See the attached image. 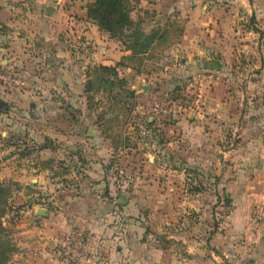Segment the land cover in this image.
Wrapping results in <instances>:
<instances>
[{
  "label": "rangeland",
  "instance_id": "obj_1",
  "mask_svg": "<svg viewBox=\"0 0 264 264\" xmlns=\"http://www.w3.org/2000/svg\"><path fill=\"white\" fill-rule=\"evenodd\" d=\"M94 1L0 0V47L13 54L10 67L0 63L1 74L27 86L41 81L46 87L42 95L60 98L59 103L43 101L34 110L42 118L36 135L11 139L19 149L12 168L6 170L0 160V180L8 188L1 221L13 246L9 261L26 212L40 206L53 213L52 227L66 225L69 216L102 224L103 237L78 223L70 225L69 232L83 236L85 245L93 248L84 249L83 257L98 260L103 238L112 242L117 256L122 242L129 252L139 242L140 253L177 264L187 255V244L196 238L208 244L230 216L227 197L237 193L224 184L223 164L230 159L223 151L242 141L264 149V0H217L220 7L213 12L214 17L228 20L215 32L231 36L244 46L246 55L216 52L211 42L202 52L200 42L196 46L201 27L193 22L195 14L171 10L172 0H129L132 29L111 36L87 14ZM45 4L60 12L57 26L48 23L47 28L64 26L53 30L56 47L44 45L39 29L43 24L39 18L53 14L44 12ZM134 31L140 42L152 41L132 53L128 46ZM186 32L191 41H180ZM205 61L219 72L206 71ZM102 66L114 68L116 75ZM67 72L78 85L59 93L51 82ZM210 73L220 77L215 94L223 116L216 120L215 110L201 101V94L212 89L209 82L205 91L201 85L203 79L210 80ZM53 111L59 112V123L50 119ZM185 121H199V132L208 133L204 153L197 152L196 145L185 147ZM55 128L60 131L54 132ZM212 142L217 150L211 148ZM251 160L261 164L264 153ZM236 167H229L228 178L241 174L242 166ZM255 171L245 169L252 177L264 175L261 167ZM196 194L203 205L183 207V200L193 204ZM258 217L251 211L248 218L256 228L264 220ZM65 237L61 235L59 242ZM129 252L123 251L124 257Z\"/></svg>",
  "mask_w": 264,
  "mask_h": 264
},
{
  "label": "crops",
  "instance_id": "obj_2",
  "mask_svg": "<svg viewBox=\"0 0 264 264\" xmlns=\"http://www.w3.org/2000/svg\"><path fill=\"white\" fill-rule=\"evenodd\" d=\"M172 1L171 10L177 9L183 12V9H188L195 14L193 22H195L199 28L201 27V29H199L201 36L195 35L196 46L199 48L201 44L202 52L206 50L205 46L207 47V43L211 42V45L216 47V52L220 51L226 55H232L235 52L240 54L243 52L242 54L246 55L244 46L236 43L231 36L221 32L218 34L215 32L217 29L219 30L217 26H219V24L221 25L224 19V23L228 21L227 18L223 19L218 16H213L214 10L220 7L219 4H217V0H189L186 1L184 5L183 0H177L178 2L175 4V0ZM242 2L244 6L247 5L245 1ZM230 3L231 7H234L235 3L233 1ZM47 6V4L44 5V12H46ZM52 8L51 11L53 14L46 15L48 18H39L38 22L41 24L43 23L39 29H41V36L44 38V45L48 46L52 43V46L56 47V45H59L57 44L58 39L55 32L60 29V27L62 29L64 26L61 25L60 27H53L52 29L47 28L48 23L52 26H57L58 24L60 12L55 7ZM208 24H211L210 27H208ZM191 37L192 35L186 32L184 36L182 35L179 37V40L183 41L184 38V40L188 42L191 41ZM199 42L200 44H198ZM40 43L41 42H37V45H40ZM3 54H6V56L0 58V63L5 68L10 67L13 54L10 51L8 52V49L0 47V56ZM206 61L204 66L208 68L206 71L209 70L211 73H213V71L219 72L218 69L213 70L214 67H212V64L207 66L208 64H206ZM3 66H0V69ZM1 70L0 74L3 72ZM211 73L207 74L208 77L212 76L210 80L206 78L201 82L203 87L202 91L206 90L208 86L207 82L212 85L210 87L212 89L209 93L201 94V101L203 104L207 103L210 108L215 110V116H213L212 119L216 120L218 117L223 116L220 112L221 102L215 94L217 90V80H220V77L217 75L214 76V74L211 75ZM57 78L53 79L51 87L55 88L59 93L60 91L64 93L68 92V90L75 89L78 85L75 84V79L71 82L68 72L64 73V75L59 74ZM34 79L37 80V76H35ZM79 86L82 87V84L79 83ZM45 89L46 87L41 81L33 86H27L25 82L23 85L18 86L11 80L0 79V160L6 164V170L12 168L13 162L11 160L15 158L19 150L14 147L11 139L19 135L33 137L32 135H36L38 132L36 126H41L38 122L41 121L42 118L34 111L41 106L39 103L43 101L59 103L60 101V98L49 99L44 94L42 95ZM33 104L37 105L35 109L33 108ZM204 108L205 107H203L201 111L204 110ZM58 113L59 112L53 111L50 117L52 121H56L57 123L61 120ZM201 114L203 115V113ZM200 125L199 121L191 123L187 121L183 122V140L187 144L185 147H193L196 145L197 147L195 150L199 153H204V149H207L206 142L209 139H207L208 133L204 134V132H199L198 128ZM59 131L60 130L56 128L54 129V132ZM212 143L214 145H210L211 148L217 150V143ZM243 143L242 141V144L229 146L223 151L224 154H228L230 159L229 163L223 164V166H227V176L223 178V181L224 184L229 187V190H234L235 193H237L235 198H233V196L232 198L227 197V202L231 201L230 204L232 205L231 207L227 205L226 208H230V216L227 215L223 223L213 232L212 239L208 244H205L202 239L197 240V238L192 244H187L185 249L187 255H183V259L178 261L177 264H264V220L263 225L256 228V226L254 227L255 224L251 223L248 219L251 211H257L261 215V218L264 217V175L257 177L255 175L252 177L245 172L247 167L253 170V172H256L255 170L260 171L261 167L264 174V162L260 164V162H252L251 160V157L256 155V153H264V149L253 146L250 141ZM8 151L11 152H9L8 156H5L4 154ZM219 151L220 150H218V152ZM213 161H215L217 166H220V161L214 159ZM236 166H242L239 169L241 170V174H238L236 177L231 176L233 178H228L229 167L237 168ZM195 196V202L193 204L191 200H183V207H191L192 205L202 206L203 201L200 198L201 196L198 194ZM216 208L220 207L217 206ZM41 209L42 207L36 206L26 212L24 223L19 230L21 236L20 239H18L16 249L9 264H168V260L165 258H152L149 253H140L142 244L139 242L135 243V248L130 252L125 248L126 245L122 242V248L117 247L122 253L117 256L113 254L112 248L110 247L112 242L103 240V238L98 244V249L100 251L99 255H101L98 260L83 257L87 254L84 249H87L88 252L90 250L93 251V248H91L90 245H83L82 247H77L75 244L68 245L66 244L65 238L63 241L59 242L61 235L68 234L67 232L63 233V231L69 232L70 225L78 223L80 227L96 231L100 233V237H103L101 231L104 228L101 226L102 224H92L89 221L75 220L77 216H69V219L65 220L66 225L61 228L56 226L52 227L49 223L53 220V213L43 208L45 209V214H40L39 212ZM34 220H36V223L33 224ZM57 221L59 220H56V222ZM204 244L206 246H204ZM125 250L126 253H130L129 256L124 257L123 251ZM190 253H195V255L190 256Z\"/></svg>",
  "mask_w": 264,
  "mask_h": 264
},
{
  "label": "trees",
  "instance_id": "obj_3",
  "mask_svg": "<svg viewBox=\"0 0 264 264\" xmlns=\"http://www.w3.org/2000/svg\"><path fill=\"white\" fill-rule=\"evenodd\" d=\"M87 14L100 29L111 36H123L125 31H130L133 26V21L129 16V0H95L88 6ZM133 35L135 36L133 43L128 46L132 53L143 50L151 44L152 39L149 43L144 44L143 41H139V34L136 31L133 32ZM101 69L116 75L114 68L102 66ZM7 197L8 188L0 180V264H8L13 252L12 244L5 238L7 229L1 221L6 212Z\"/></svg>",
  "mask_w": 264,
  "mask_h": 264
},
{
  "label": "built area",
  "instance_id": "obj_4",
  "mask_svg": "<svg viewBox=\"0 0 264 264\" xmlns=\"http://www.w3.org/2000/svg\"><path fill=\"white\" fill-rule=\"evenodd\" d=\"M0 79L3 80H11L14 84L21 86L23 85V82L20 81L18 78H10V76H8L7 74H0ZM261 218V217H258ZM74 231L69 232L65 239H66V244L71 245V244H75L77 247H82L83 245H85V239L83 236L80 235H74Z\"/></svg>",
  "mask_w": 264,
  "mask_h": 264
},
{
  "label": "water",
  "instance_id": "obj_5",
  "mask_svg": "<svg viewBox=\"0 0 264 264\" xmlns=\"http://www.w3.org/2000/svg\"><path fill=\"white\" fill-rule=\"evenodd\" d=\"M52 9H53L52 7L47 6V7H46V12H47L48 14H51L50 12H51ZM39 213H40V214H45V209L42 208V209L40 210Z\"/></svg>",
  "mask_w": 264,
  "mask_h": 264
}]
</instances>
